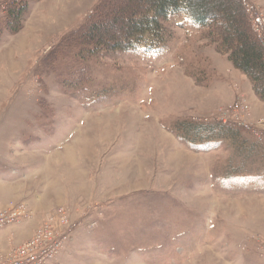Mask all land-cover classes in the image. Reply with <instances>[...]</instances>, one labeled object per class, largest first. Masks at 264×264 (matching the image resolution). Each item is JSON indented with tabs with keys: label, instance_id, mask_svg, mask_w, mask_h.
Here are the masks:
<instances>
[{
	"label": "rangeland",
	"instance_id": "1",
	"mask_svg": "<svg viewBox=\"0 0 264 264\" xmlns=\"http://www.w3.org/2000/svg\"><path fill=\"white\" fill-rule=\"evenodd\" d=\"M20 1L0 40V202L33 215L3 247L64 207L79 225L56 264H264V146H195L177 129L241 96L264 115L215 30L175 14L162 51L114 50L88 31L122 33L136 0Z\"/></svg>",
	"mask_w": 264,
	"mask_h": 264
},
{
	"label": "trees",
	"instance_id": "2",
	"mask_svg": "<svg viewBox=\"0 0 264 264\" xmlns=\"http://www.w3.org/2000/svg\"><path fill=\"white\" fill-rule=\"evenodd\" d=\"M140 1L146 3L145 8L140 7ZM25 8L23 1L11 2L0 18V40L7 27L20 28ZM128 13L122 33H110L99 24L93 25L87 34L90 43H104L114 50L160 52L167 37V21L172 15L184 14L194 24L216 31L212 33L222 40V51L249 77L256 94L264 100V45L252 28L242 0H136ZM177 129H182L181 136L195 146L207 148L216 141L231 140L245 155L257 153L264 146L250 132L235 124L186 121L179 122ZM243 132L253 143H246Z\"/></svg>",
	"mask_w": 264,
	"mask_h": 264
},
{
	"label": "built area",
	"instance_id": "3",
	"mask_svg": "<svg viewBox=\"0 0 264 264\" xmlns=\"http://www.w3.org/2000/svg\"><path fill=\"white\" fill-rule=\"evenodd\" d=\"M252 28L264 45V6L256 0H242ZM4 5H0V18ZM251 100L246 96L237 98L229 107L221 110L218 121L235 124L250 132L264 144V115L255 117ZM33 215L25 201L0 202V233L7 227L20 224ZM79 223L73 221L64 207L45 218L32 236L21 244L8 247L0 245V264H56L55 259ZM264 259V241L260 244Z\"/></svg>",
	"mask_w": 264,
	"mask_h": 264
},
{
	"label": "crops",
	"instance_id": "4",
	"mask_svg": "<svg viewBox=\"0 0 264 264\" xmlns=\"http://www.w3.org/2000/svg\"><path fill=\"white\" fill-rule=\"evenodd\" d=\"M0 240H1V239H0ZM0 245L3 246V244L1 243V241H0ZM55 262H57V261L55 260Z\"/></svg>",
	"mask_w": 264,
	"mask_h": 264
}]
</instances>
